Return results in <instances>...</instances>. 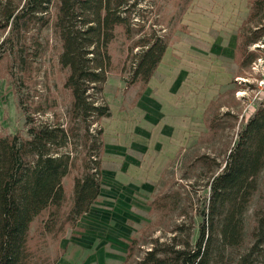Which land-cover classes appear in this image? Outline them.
Instances as JSON below:
<instances>
[{"label": "rangeland", "instance_id": "374dc122", "mask_svg": "<svg viewBox=\"0 0 264 264\" xmlns=\"http://www.w3.org/2000/svg\"><path fill=\"white\" fill-rule=\"evenodd\" d=\"M251 1L135 0L134 37L118 29L109 46L111 69L103 97L110 116L98 121L104 143L101 197L55 237L39 234L46 215L36 218L30 243L37 255L60 256L55 264H131L154 240L168 241L176 225L196 239L209 178L223 168L240 128L264 104V34L247 45V53L241 48L242 37L254 29L245 25ZM151 36H165L167 46L150 81L142 85L130 74L133 56L142 49L133 43ZM8 37L9 27L0 28V136L27 138V115L65 125L71 96L63 88L60 42L52 27L20 39ZM162 81L171 85L181 110L177 129L168 135L159 133L155 113L143 118L138 107L145 88L152 93ZM78 141L63 150L79 156ZM80 173L74 167L63 179L65 209ZM262 181L245 215L247 231L262 202ZM128 244L134 249L126 262Z\"/></svg>", "mask_w": 264, "mask_h": 264}, {"label": "trees", "instance_id": "16d2710c", "mask_svg": "<svg viewBox=\"0 0 264 264\" xmlns=\"http://www.w3.org/2000/svg\"><path fill=\"white\" fill-rule=\"evenodd\" d=\"M135 6V0H0V28L9 27L8 39L52 27L60 42L58 64L65 71L63 88L71 96L65 125L36 121L27 115V138L0 136V264H55L60 256L43 258L31 245L32 222L45 214L38 233L55 237L65 224L74 226L101 195L104 143L98 121L110 116L103 97L111 69L109 46L118 29L128 39L134 37ZM263 21L264 0H252L245 25L254 29L242 37L245 53L248 44L261 40ZM166 46L165 36L134 41L133 47L142 49L133 56V82L145 85L149 81ZM22 63L26 67L29 59ZM75 139H80L79 156L63 150ZM74 167L81 173L74 177L65 209L68 197L63 179ZM262 180L264 104L240 128L223 168L209 178L207 203L197 213L196 239L176 225L168 241L154 240L131 264H264V194L253 210L251 228H245L246 212ZM127 249L126 262L132 256L133 244Z\"/></svg>", "mask_w": 264, "mask_h": 264}, {"label": "crops", "instance_id": "0c3cea01", "mask_svg": "<svg viewBox=\"0 0 264 264\" xmlns=\"http://www.w3.org/2000/svg\"><path fill=\"white\" fill-rule=\"evenodd\" d=\"M175 98L171 85L162 81L156 85V88L152 90V93L149 86H147L141 100L139 101L138 107L143 111V118L149 116L150 112L155 113L156 118L154 121L156 124H160L158 129L160 134L168 135L171 130L173 132L177 129L176 124L180 120L181 110L179 103L175 101ZM146 103L149 105L147 106ZM146 119L154 123L153 120L149 118ZM137 131L138 130L136 129V132ZM99 197H101V195Z\"/></svg>", "mask_w": 264, "mask_h": 264}]
</instances>
